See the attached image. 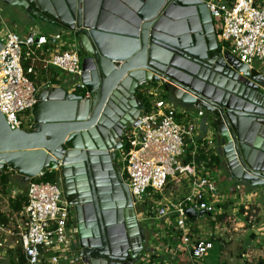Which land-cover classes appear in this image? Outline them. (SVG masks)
<instances>
[{
  "label": "water",
  "instance_id": "obj_1",
  "mask_svg": "<svg viewBox=\"0 0 264 264\" xmlns=\"http://www.w3.org/2000/svg\"><path fill=\"white\" fill-rule=\"evenodd\" d=\"M6 8L72 32L82 57L81 78L71 80L75 90L41 91L28 131L12 130L0 112V178L14 173L27 183L53 172L79 216L97 214L113 261L88 258L97 247L82 239L81 264H136L145 254L146 231L117 165L124 131L140 122L137 95L145 85L182 106L204 109L230 181L258 189L264 198V76L220 46L206 3L0 0V12Z\"/></svg>",
  "mask_w": 264,
  "mask_h": 264
},
{
  "label": "built area",
  "instance_id": "obj_2",
  "mask_svg": "<svg viewBox=\"0 0 264 264\" xmlns=\"http://www.w3.org/2000/svg\"><path fill=\"white\" fill-rule=\"evenodd\" d=\"M198 1L208 6L220 46L252 72L264 76V0ZM3 27L1 20L0 112L11 129L17 130L23 128L25 113L32 111L41 92L31 78L36 64L45 71L56 70L79 80L82 58L72 32V43L68 44L62 41L63 33L49 38L34 27L28 35L20 36ZM24 63L30 64L27 70ZM47 87H52L49 81ZM74 90L75 86L70 91ZM140 91L151 97V109L142 110L138 126L124 131L117 160L120 158L123 165L121 174L139 223L164 236L150 252L145 249L138 264H204L216 245L202 239V227L193 223L204 215H222L218 206L225 201L212 170L204 162L198 163L202 152L217 156L215 139L198 134L206 111L186 110L152 85ZM44 173L26 183L27 202L19 212L0 211V261L13 252L14 264L20 263V255L25 264L77 262L79 240L77 227L70 222L72 206L55 182L42 180ZM181 189L180 198L168 196ZM19 194L13 191L9 201ZM189 210L193 211L191 217Z\"/></svg>",
  "mask_w": 264,
  "mask_h": 264
},
{
  "label": "rangeland",
  "instance_id": "obj_3",
  "mask_svg": "<svg viewBox=\"0 0 264 264\" xmlns=\"http://www.w3.org/2000/svg\"><path fill=\"white\" fill-rule=\"evenodd\" d=\"M4 11L11 16H15V22H21V16L18 15L16 10L6 8ZM14 21H10V23H13ZM40 26L42 33H44L47 37L52 38L56 34L63 33L62 41L68 44L72 43V35L70 34V31L52 28L54 26H49L41 22ZM71 80L72 77L66 74L65 77L61 76L54 82L57 86L70 90L74 84ZM33 81L40 90L46 89L42 87L38 78H33ZM25 114L22 127L24 130L28 131L29 126L32 124V117H30L32 113L31 111H27ZM117 165L119 167L123 166L120 158L117 160ZM8 175L9 182L4 193H2L3 187L0 186V211H5V209L9 207L8 198L12 194L10 193L11 189L16 187L23 193L26 192L25 189L27 184L22 182V178L20 176L14 173H8ZM216 182L218 184L217 188L219 194L224 193L220 189L221 179H217ZM183 192L184 189H181V191L178 192L173 191L171 194H168V196L172 199L180 198ZM222 211V215H225V219L222 221L217 219L220 215H216V217H207L204 215L200 217L197 222L193 223L195 227H202L200 233L202 239L214 241L216 245L215 249L210 252L209 257L204 261V264H264V216L261 214L259 208L253 204L249 206L247 214H245L246 212L241 213L240 209L236 206H233L232 208L228 207L226 212L224 210ZM140 225L142 224L140 223ZM142 226L144 228L146 227L144 224ZM145 231L147 235L145 248H148L150 252V250L153 249L150 245L152 242H155V239L151 238L149 231L153 233L154 236L158 234L156 233L158 231L150 230L149 228H145ZM159 235L160 237L158 238H160V241H163V238L161 239V237L164 235L161 233ZM12 258H14L13 252L10 253L8 258L0 261V264H14ZM73 264L78 263L73 262Z\"/></svg>",
  "mask_w": 264,
  "mask_h": 264
},
{
  "label": "crops",
  "instance_id": "obj_4",
  "mask_svg": "<svg viewBox=\"0 0 264 264\" xmlns=\"http://www.w3.org/2000/svg\"><path fill=\"white\" fill-rule=\"evenodd\" d=\"M16 11L18 12V15L21 16L20 23H17L14 21L15 16H11L5 13V11L2 12L1 10L0 13L2 15L0 14V19L4 21L3 28H6L9 31L15 32L19 34L20 36L28 35L31 32V29H33L34 27H37L38 29L41 30V26L39 22H36L35 20H33L31 17H29V15H27V13H25L24 11L20 9L19 10L17 9ZM10 21H14V22L10 23ZM52 28H57V27H52ZM39 32H42V31H39ZM58 76L65 77L59 71L52 70V69L45 71L40 66V64L38 65L36 64L35 75L33 78L35 77L38 78L42 87H44L48 81L51 86H57V84L54 81H57ZM43 90L44 89H42L41 91ZM184 108L196 110L193 107H188V106H185ZM198 134L201 138L213 137L215 139V152L217 153V156H220V148H221L220 140L218 138L215 125L212 122V118L208 113H206L205 118L202 120V123L199 127ZM220 160H221V156H220ZM222 163L223 161L221 160V165L219 169L212 170V176L214 177V179H216V181L217 179L219 180L221 179L220 189L224 193L219 194V195H221V197H223V199L225 200L224 203H231L232 205H230L229 207L232 208L233 206H236L240 209V212H241V208H244V210L246 211L245 214H247L248 212L247 210L249 209V206L255 204L261 211V214L264 216V198L260 194V191L258 189L257 190L252 189L249 186H244L235 181H230V174L228 173L225 166L222 165ZM22 182L25 183L23 180ZM238 187H240L241 189H239ZM25 190L27 192V186ZM13 191H16L18 193H23L20 189L16 187L11 189L10 193H12ZM11 200L9 201V204L11 203ZM10 210H12L10 207L5 209V211H10ZM149 235L151 236L152 239H155V242H152L150 245L153 248L156 246V243L160 241V238H158L160 237V235L156 234V236H154V234L151 233L150 231H149Z\"/></svg>",
  "mask_w": 264,
  "mask_h": 264
},
{
  "label": "flooded vegetation",
  "instance_id": "obj_5",
  "mask_svg": "<svg viewBox=\"0 0 264 264\" xmlns=\"http://www.w3.org/2000/svg\"><path fill=\"white\" fill-rule=\"evenodd\" d=\"M70 222L74 223L77 227L79 242L84 239V242L86 244H89V240L93 239L92 243L96 245L97 253L95 254L93 252H90L88 258H95L100 261H113L109 257L110 254L108 253V242L103 232V229H101V224L97 218L96 213H94L93 216H88V218L83 217V215L79 216V210L77 209V207L72 206L70 210ZM134 244V240L128 242L129 246H133ZM80 252L81 249L79 248L77 258L79 257ZM107 254H109V256ZM84 255H87L85 250ZM77 263L80 264V261H77ZM122 263L129 264L128 261H123ZM136 264H138V262Z\"/></svg>",
  "mask_w": 264,
  "mask_h": 264
},
{
  "label": "trees",
  "instance_id": "obj_6",
  "mask_svg": "<svg viewBox=\"0 0 264 264\" xmlns=\"http://www.w3.org/2000/svg\"><path fill=\"white\" fill-rule=\"evenodd\" d=\"M228 1H232V0H228ZM24 67L26 68V70L30 67L29 63H24ZM31 78H33L31 76ZM138 98L141 100L142 102V110L143 112H148L151 109V97L148 95H144L141 93V91H138ZM126 148V145L124 146ZM204 162L205 164H207V168L210 170H217L220 168L221 165V160H220V156H207L205 153H201L200 157L198 158V163ZM43 181L46 182H55V174L53 172H49L46 171L42 177ZM9 182V175L8 173H4L2 175V177L0 178V186L3 187L2 188V193H4L6 191V187L8 185ZM11 200V199H10ZM27 202V197L25 193H20L15 199L11 200L10 203V208L15 211V212H19L22 207L26 204ZM231 205V203H224L222 205H219L218 207L222 208L224 211L227 210V208ZM246 212L244 210V208H241V213ZM219 221H222L225 219V215H220L217 218ZM167 242V241H166ZM20 263L19 264H25L23 256L20 255ZM155 257L152 258V260H154Z\"/></svg>",
  "mask_w": 264,
  "mask_h": 264
},
{
  "label": "clouds",
  "instance_id": "obj_7",
  "mask_svg": "<svg viewBox=\"0 0 264 264\" xmlns=\"http://www.w3.org/2000/svg\"><path fill=\"white\" fill-rule=\"evenodd\" d=\"M142 88V87H141ZM141 90V89H140Z\"/></svg>",
  "mask_w": 264,
  "mask_h": 264
}]
</instances>
